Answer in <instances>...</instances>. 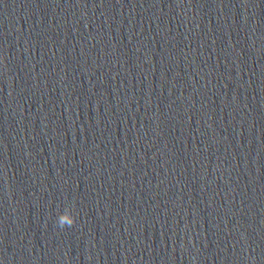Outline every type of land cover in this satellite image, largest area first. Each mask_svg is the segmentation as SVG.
<instances>
[{
  "label": "water",
  "instance_id": "95a60500",
  "mask_svg": "<svg viewBox=\"0 0 264 264\" xmlns=\"http://www.w3.org/2000/svg\"><path fill=\"white\" fill-rule=\"evenodd\" d=\"M0 264H264V0H0Z\"/></svg>",
  "mask_w": 264,
  "mask_h": 264
},
{
  "label": "clouds",
  "instance_id": "9594fccd",
  "mask_svg": "<svg viewBox=\"0 0 264 264\" xmlns=\"http://www.w3.org/2000/svg\"><path fill=\"white\" fill-rule=\"evenodd\" d=\"M71 205H65L64 208H67ZM73 209L71 212L68 211H60L56 215L55 224L60 228L64 229L65 227L71 228L77 221V216L74 214V207L71 206Z\"/></svg>",
  "mask_w": 264,
  "mask_h": 264
}]
</instances>
